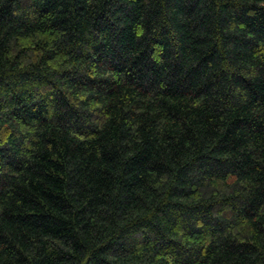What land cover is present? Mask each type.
Listing matches in <instances>:
<instances>
[{"label":"trees","instance_id":"trees-1","mask_svg":"<svg viewBox=\"0 0 264 264\" xmlns=\"http://www.w3.org/2000/svg\"><path fill=\"white\" fill-rule=\"evenodd\" d=\"M0 264H264V0H0Z\"/></svg>","mask_w":264,"mask_h":264}]
</instances>
